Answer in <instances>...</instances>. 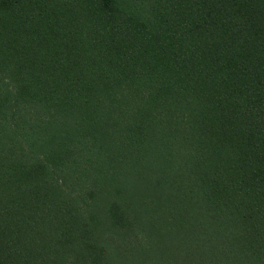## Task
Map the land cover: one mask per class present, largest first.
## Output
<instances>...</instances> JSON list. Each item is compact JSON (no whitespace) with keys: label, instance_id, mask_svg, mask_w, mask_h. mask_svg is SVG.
<instances>
[{"label":"trees","instance_id":"trees-1","mask_svg":"<svg viewBox=\"0 0 264 264\" xmlns=\"http://www.w3.org/2000/svg\"><path fill=\"white\" fill-rule=\"evenodd\" d=\"M0 264H264V0H0Z\"/></svg>","mask_w":264,"mask_h":264}]
</instances>
